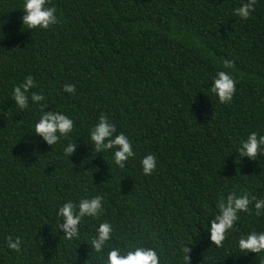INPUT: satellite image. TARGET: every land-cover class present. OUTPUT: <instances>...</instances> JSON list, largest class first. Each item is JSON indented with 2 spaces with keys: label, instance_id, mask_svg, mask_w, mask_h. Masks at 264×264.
Masks as SVG:
<instances>
[{
  "label": "trees",
  "instance_id": "16d2710c",
  "mask_svg": "<svg viewBox=\"0 0 264 264\" xmlns=\"http://www.w3.org/2000/svg\"><path fill=\"white\" fill-rule=\"evenodd\" d=\"M245 2L50 0L58 23L27 30L23 0H0V264H105L111 248L131 246L155 248L160 264H187V255L189 264H264V252L238 248L242 236L264 232L255 201L220 247L203 226L221 195L264 199V153H237L250 132L264 135V0L246 20L234 12ZM221 70L236 80L228 104L210 90ZM29 75V97L44 100L29 98L21 110L11 92ZM52 110L74 128L51 147L33 126ZM101 115L132 141L123 168L113 150H93L89 130ZM147 154L157 167L146 176ZM96 195L103 213L83 218L79 238L66 240L57 209ZM105 221L113 235L97 253L91 240ZM9 236L20 239L18 251Z\"/></svg>",
  "mask_w": 264,
  "mask_h": 264
},
{
  "label": "clouds",
  "instance_id": "9594fccd",
  "mask_svg": "<svg viewBox=\"0 0 264 264\" xmlns=\"http://www.w3.org/2000/svg\"><path fill=\"white\" fill-rule=\"evenodd\" d=\"M256 0H247L240 7L234 10L235 15L246 20L254 9ZM22 10L24 15L21 18L23 27L27 30L48 29L51 25L58 23L56 9L50 6V0H23ZM225 69H231L230 61H222ZM35 81L31 75L24 81L14 86L11 92L12 100L17 108L24 110L29 107V98L33 104L39 105L44 97L36 92L29 91L34 87ZM236 80L229 71H218L212 80L211 92L215 94L222 104L231 102L236 92ZM63 90L72 94L75 86L65 84ZM34 134L42 138L49 146L57 144L61 137L67 136L74 128L73 120L61 111H42L38 121L33 126ZM89 138L96 152L112 151L113 163L123 168L134 155L133 144L123 132L117 134L115 124L107 116L101 115L98 122L89 130ZM77 144L68 143L63 151L68 158L74 153ZM240 157H247L249 160H256L258 153H264V135L257 132H250L246 139L242 140L237 148ZM141 170L144 175H151L157 167V158L153 154H147L140 160ZM255 201L254 208L257 214L264 213V199L252 196L247 193L237 195L229 192L227 196L221 195L216 203L218 209L216 215L210 222V226L204 223L209 234L212 245L220 247L225 240L226 233L233 230L241 212L249 211V205ZM103 213V198L96 195L90 198L80 199L78 203L68 200L57 209V216L60 218L57 230L64 233L66 240L79 238L80 226L83 218H97ZM113 226L105 221L101 222L95 230L91 240V249L101 253L106 243L112 238ZM21 241L17 237H6V245L9 250L18 251ZM238 248L241 252L261 253L264 252V232H250L238 240ZM189 251V250H188ZM189 264V256H185ZM105 264H160V257L155 248L144 246H131L126 252L119 247H113L108 251Z\"/></svg>",
  "mask_w": 264,
  "mask_h": 264
}]
</instances>
